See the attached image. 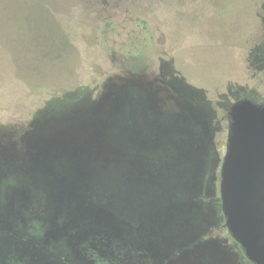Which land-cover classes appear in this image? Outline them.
<instances>
[{"label":"rangeland","instance_id":"rangeland-1","mask_svg":"<svg viewBox=\"0 0 264 264\" xmlns=\"http://www.w3.org/2000/svg\"><path fill=\"white\" fill-rule=\"evenodd\" d=\"M14 50L0 264H255L216 203L228 109L264 102V0H18Z\"/></svg>","mask_w":264,"mask_h":264},{"label":"water","instance_id":"water-1","mask_svg":"<svg viewBox=\"0 0 264 264\" xmlns=\"http://www.w3.org/2000/svg\"><path fill=\"white\" fill-rule=\"evenodd\" d=\"M220 172L225 225L245 256L264 264V102L235 100Z\"/></svg>","mask_w":264,"mask_h":264},{"label":"trees","instance_id":"trees-1","mask_svg":"<svg viewBox=\"0 0 264 264\" xmlns=\"http://www.w3.org/2000/svg\"><path fill=\"white\" fill-rule=\"evenodd\" d=\"M17 1L18 0H0V26L3 27V35L0 40V44H2L0 45V59L4 62V69L8 68V70L5 71L6 76L4 75L3 77L0 78L1 79L0 88H3V89L5 88L7 92L9 91V89L11 91L12 87L17 88L16 71L15 70L12 71V68H11L12 64L6 67V61L8 60V56L9 58H12V51H11L12 48H15L14 51L17 53L16 51L17 50ZM21 1L23 2L24 0H21ZM49 1L53 2L54 5H56L57 3V0H49ZM60 1H63V0H60ZM43 2L45 3L46 0H43ZM11 38H14L16 42H10V43L5 42L6 39L8 40ZM3 84L5 85V87L2 86ZM26 87L31 88L30 85ZM70 101H73L74 103L76 101V98H70V99L66 98L63 103L64 104L63 108H65V106L71 105L69 104ZM47 103H48V106L50 104V106L48 107L50 110L53 109V106L55 107L57 106L56 104H52L51 101ZM63 108L56 107L55 110L57 109V113L60 114L62 111L61 109ZM53 115H55V113L51 112V114L45 116L43 119L45 120V122H47L53 117ZM217 199H218V202L216 203V206L221 212L222 216L224 217L220 196H218ZM202 213L203 215H205L206 213V208L204 207V205L202 208Z\"/></svg>","mask_w":264,"mask_h":264},{"label":"flooded vegetation","instance_id":"flooded-vegetation-1","mask_svg":"<svg viewBox=\"0 0 264 264\" xmlns=\"http://www.w3.org/2000/svg\"><path fill=\"white\" fill-rule=\"evenodd\" d=\"M94 259H95V264H120L119 261L117 260V258H116V260L112 259V262H107V260L104 261L103 258L100 256L96 257Z\"/></svg>","mask_w":264,"mask_h":264}]
</instances>
